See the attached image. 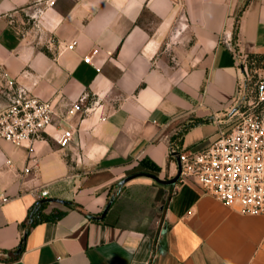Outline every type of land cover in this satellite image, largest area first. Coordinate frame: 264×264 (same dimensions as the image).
<instances>
[{"label":"crops","instance_id":"obj_1","mask_svg":"<svg viewBox=\"0 0 264 264\" xmlns=\"http://www.w3.org/2000/svg\"><path fill=\"white\" fill-rule=\"evenodd\" d=\"M251 54H264V0H0V110L9 78L55 109L31 154L0 136V251L19 246L37 201L49 215L0 264H264V214L193 182L118 190L135 171L174 176L173 145L200 150L228 130ZM196 118L209 120L182 131Z\"/></svg>","mask_w":264,"mask_h":264},{"label":"built area","instance_id":"obj_2","mask_svg":"<svg viewBox=\"0 0 264 264\" xmlns=\"http://www.w3.org/2000/svg\"><path fill=\"white\" fill-rule=\"evenodd\" d=\"M74 45L75 42L68 48ZM91 60L92 55L85 57V62ZM240 67L239 95L247 84V65L240 63ZM7 82L11 92L8 105L0 110V136L26 147L31 154L35 151V143L44 139L46 129L54 121V106L50 100L17 89L14 79L9 78ZM257 98V105L264 102V78L257 83ZM255 107L236 110V119L229 123L231 127L223 129L207 147L179 151L182 161L179 182H193L232 209L252 215L264 214V114ZM82 111V104L75 102L67 115ZM73 135L72 126L62 128L57 141L67 147ZM48 193L44 189L38 196L44 198ZM7 200L8 197L2 198L3 202Z\"/></svg>","mask_w":264,"mask_h":264},{"label":"rangeland","instance_id":"obj_3","mask_svg":"<svg viewBox=\"0 0 264 264\" xmlns=\"http://www.w3.org/2000/svg\"><path fill=\"white\" fill-rule=\"evenodd\" d=\"M239 64L243 63L244 65H247V74H246V87H244L242 94L239 95V99L237 102L236 110H245L248 107H252L253 105H256L254 108L255 110H258L264 114V102H261L257 105V83L259 80L264 78V61L258 62L254 59H251L248 56H238ZM251 103V104H250ZM251 105V106H249ZM236 112V111H235ZM237 114H234V116H230L229 123L236 119ZM227 125V128L229 129L231 125ZM225 128V127H224ZM178 135L180 136L181 130H178ZM136 172V171H135ZM134 173V172H133ZM164 202V200H161Z\"/></svg>","mask_w":264,"mask_h":264},{"label":"trees","instance_id":"obj_4","mask_svg":"<svg viewBox=\"0 0 264 264\" xmlns=\"http://www.w3.org/2000/svg\"><path fill=\"white\" fill-rule=\"evenodd\" d=\"M241 13H239L240 16ZM239 18V17H238ZM238 23V22H237ZM237 23L235 25V36H236V30H237ZM248 57H250L251 59H254L258 62V64H260V62L264 61V54H251ZM209 119H202V118H196L194 119L192 122H190L189 124H187L184 128H182V131H185L186 129H188L191 126L197 125V124H201L204 123L206 121H208ZM181 131V132H182ZM176 136V135H174ZM173 138H176L174 137ZM177 150L180 151L181 150V146L179 145H173L172 150ZM69 205H74L71 202H67ZM45 207V203H43L42 201H37L36 204H34L31 209L29 210V214L28 217L26 219V229H25V234L21 240V243L19 244V246L14 249V250H10V251H0V261H10L13 259L18 258L22 252H23V243H24V239H25V235L26 232L30 229L31 226H33L34 224H36L39 221L42 220H47L49 219V215H46L43 210ZM59 214L54 215V218H56ZM7 255V256H5Z\"/></svg>","mask_w":264,"mask_h":264},{"label":"water","instance_id":"obj_5","mask_svg":"<svg viewBox=\"0 0 264 264\" xmlns=\"http://www.w3.org/2000/svg\"><path fill=\"white\" fill-rule=\"evenodd\" d=\"M171 154H172V156L175 157V160L177 163V170H176V173L174 176H172L170 178H161V177H159L153 173L139 171V172H135V173H132L130 175H127V176L123 177L122 179H120V181L118 182V190H121L122 187L126 183H128L129 181H131L135 178H138V177H149L161 185L175 186L180 180L181 171H182V161H181L179 151H177V150L172 151ZM115 198H116V194H112L109 201L107 202L104 210L102 211V213L100 215H90V217L93 219H97V220H103L106 217V215H107L110 207L112 206L113 202L115 201Z\"/></svg>","mask_w":264,"mask_h":264}]
</instances>
